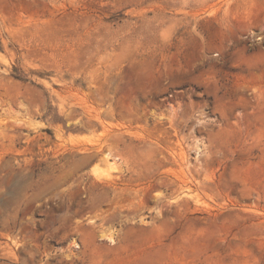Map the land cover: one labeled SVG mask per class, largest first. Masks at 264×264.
I'll return each instance as SVG.
<instances>
[{
    "label": "rangeland",
    "instance_id": "rangeland-1",
    "mask_svg": "<svg viewBox=\"0 0 264 264\" xmlns=\"http://www.w3.org/2000/svg\"><path fill=\"white\" fill-rule=\"evenodd\" d=\"M0 264H264V0H0Z\"/></svg>",
    "mask_w": 264,
    "mask_h": 264
}]
</instances>
